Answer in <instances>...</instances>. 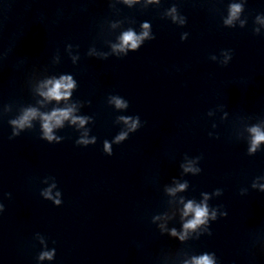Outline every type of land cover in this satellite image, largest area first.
<instances>
[{"label":"clouds","instance_id":"obj_1","mask_svg":"<svg viewBox=\"0 0 264 264\" xmlns=\"http://www.w3.org/2000/svg\"><path fill=\"white\" fill-rule=\"evenodd\" d=\"M240 11V6L239 5H233L231 9V16L235 17V15ZM226 23H231V18L226 21ZM147 27V25H145ZM148 33L144 32L141 36H137L133 32H127L122 36V43L120 45L121 50H123L125 47H130L132 49H136L140 42L147 37ZM74 87L73 82L71 81L70 77H63L61 78L60 81L54 82L53 86L49 89V91L46 93V95L49 98H53L56 100H60L61 98H66L68 95H70V92L67 91ZM64 89L65 91H61ZM115 104L118 108H123L126 107V103L120 99H115ZM71 114V109H66V110H58L54 111L51 115L44 116V130H45V135L47 136L48 139H54V137L51 135L52 128L54 126H60L63 122V119L68 118ZM36 115L34 110H29L25 114V116L20 120V121H14L13 123H18L21 127L29 121L31 118H33ZM125 119V123H129V118H122ZM73 122H76L77 120L81 125L85 123L84 119L78 118V117H72ZM136 126V121L132 120L130 123L131 128H135ZM254 133V138H253V148L251 149L252 151L255 150L256 145L264 141V133L259 132L258 129H252ZM124 135L126 134H121L120 136L117 137V141L121 140L124 138ZM82 143H88L89 141L83 140L81 141ZM105 149L110 150V146L105 143ZM190 170V169H186ZM181 189L184 187L183 185L180 186ZM45 196L48 198H51L49 192L44 193ZM56 203H59V200L56 201ZM188 212H193L194 213V218L189 221L185 227L186 228H194L195 226L199 224L206 223L207 217H208V208L206 205H199V206H193L191 202H189L186 205L185 209V214L187 215ZM214 218V214H213ZM54 256V250L51 252H44L41 254L40 259H52ZM193 264H214V260L212 257L208 255L201 256L193 261Z\"/></svg>","mask_w":264,"mask_h":264}]
</instances>
